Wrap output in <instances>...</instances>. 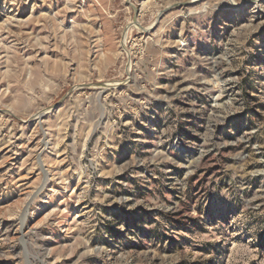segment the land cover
Instances as JSON below:
<instances>
[{
  "label": "rangeland",
  "instance_id": "1",
  "mask_svg": "<svg viewBox=\"0 0 264 264\" xmlns=\"http://www.w3.org/2000/svg\"><path fill=\"white\" fill-rule=\"evenodd\" d=\"M0 264H264V0H0Z\"/></svg>",
  "mask_w": 264,
  "mask_h": 264
},
{
  "label": "bare ground",
  "instance_id": "2",
  "mask_svg": "<svg viewBox=\"0 0 264 264\" xmlns=\"http://www.w3.org/2000/svg\"><path fill=\"white\" fill-rule=\"evenodd\" d=\"M104 87V86H103ZM102 88V87H101Z\"/></svg>",
  "mask_w": 264,
  "mask_h": 264
}]
</instances>
